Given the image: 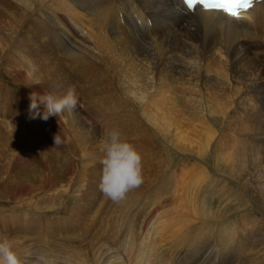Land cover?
<instances>
[{
	"label": "bare ground",
	"instance_id": "6f19581e",
	"mask_svg": "<svg viewBox=\"0 0 264 264\" xmlns=\"http://www.w3.org/2000/svg\"><path fill=\"white\" fill-rule=\"evenodd\" d=\"M68 20L83 34L72 28ZM0 30L6 37L16 39L6 54L7 63L15 69L11 82L20 83L19 91L28 96V101L33 93L41 95L38 90L43 86L52 88L49 92L56 96L72 90L78 102L79 98L87 102L86 113L75 110L72 114H84L89 119L85 121H116L118 128L113 130L119 131L124 141L131 142L129 144L141 156L145 182H158L164 176L163 156L168 148L175 146L181 151L182 145L192 149L201 147L197 149L200 157L210 152L214 168L221 161L219 165L229 169L227 177L201 166L188 171L190 184L186 183L184 190L188 199L223 192L228 189L226 184L233 182L260 214H264V163L253 155L255 151L264 160V150L256 147L264 142V133L258 130L260 122L264 132V121L257 119L260 108L253 101L254 86L259 88L256 97L264 101V0L254 2L240 19L217 12L189 13L178 0H0ZM0 39L4 40L1 31ZM52 40L53 51L49 45ZM0 46L5 47L1 40ZM232 56L258 62L254 76L238 74L241 65L239 62L237 68L230 60ZM5 104H0V129ZM12 109L13 106L7 112ZM29 111L31 115L27 117L33 121L37 111ZM70 112L65 110L62 115ZM242 113L244 117L252 115L259 122L253 124L254 128L249 126V119L239 122ZM35 119L36 124L49 125L48 121L39 120L38 115ZM16 122L20 124L17 118ZM24 126H27L25 121ZM92 131L99 137L97 126ZM73 136L80 137L74 133ZM46 140L50 142L48 137ZM97 169L100 172L94 179L101 175L102 168ZM171 180L165 178L158 187L161 195H172ZM71 182L72 189L79 184V181ZM73 192L78 193V190ZM129 192L135 194L131 197L127 193L124 200L110 204V199L99 188H89L86 193L89 203L84 205L88 207L86 215L91 214L94 204L99 202L102 208L119 203L116 208L122 210L128 201H133L129 213L132 207L137 209L135 214L142 209L143 215L137 214L135 221H127L126 226L133 230L126 233L123 240L106 227L103 236L107 244L92 249L89 256H82L81 248H68L66 239L63 247H55L54 241L57 244V237L64 234L54 233V238H48L52 241L47 243L51 260L46 262L33 252L40 245L35 242L38 232L26 230V226H36L34 221L29 218L30 223L21 227L20 220L11 216L9 220L18 223L14 231L28 234L27 239L16 236L15 242H9L12 251L21 264H186L182 257H193V264H204L205 251L200 250L199 254V247L196 248L202 238L170 224L174 229L166 234L156 229L155 238L146 239L141 250L143 261L136 263L132 247L134 228L140 230L146 226L157 210L152 211L153 199L147 210L140 206L146 197L141 194L142 190ZM226 201L223 205L232 209L230 206L235 200L229 196ZM190 204L196 206L201 221L209 219V213L201 208L202 201L193 199ZM242 222L245 224L241 223L240 228L226 225L224 232V226L219 228L223 234L218 242L225 247L220 264H245L236 258L243 254H248L242 258H248L250 264L264 261V220L250 218ZM80 229L86 230L85 226ZM185 233L193 240L186 243ZM240 233L247 234L250 239L245 242L252 240L256 251H243V246L236 242ZM0 240L3 237L0 236ZM159 241L165 242L164 245ZM15 243L17 248H13ZM24 243L28 244L26 250L22 248ZM190 243H195V247L187 245Z\"/></svg>",
	"mask_w": 264,
	"mask_h": 264
},
{
	"label": "rangeland",
	"instance_id": "374dc122",
	"mask_svg": "<svg viewBox=\"0 0 264 264\" xmlns=\"http://www.w3.org/2000/svg\"><path fill=\"white\" fill-rule=\"evenodd\" d=\"M68 23L72 28H75L69 20ZM75 29H77L78 33L80 32L79 28ZM0 31L4 40L7 42L5 43L3 39H0L5 44L4 49L0 46V92L4 93L0 94V104L4 105L6 103L4 106V116L1 118L2 129H0V236L3 239H7L8 242H15L16 236L27 239L28 234L14 231L18 223L9 219L11 216L18 218L20 220V226L22 227V224L26 226V223H30L28 221L31 218L36 226H26V230L37 231L38 235L35 237V242L40 244L33 252L35 256L42 258L46 262L51 260L47 243L52 241L48 240V238H54V233L58 234L62 232L64 234V236L57 237V244H55L56 240L54 241L55 247H63V241L66 239L64 242H67V247L71 248L75 246L81 248L82 256H89L92 249L107 244L108 241L105 240L106 236H103V231L106 227L117 232L121 236V240H123L126 233L133 230L132 227V229H128L126 226L128 224L127 221H135L137 214L143 215L144 213L140 209L135 214L137 211L136 207H132L129 213V208L134 204L133 201H128L129 203L125 204V209L122 210L116 208L119 203H113L114 206L109 205L102 208L103 204L99 202L96 206L94 204V210L92 209L91 214H84L85 209L88 208L85 206L89 203L87 202L89 196L86 194L88 189L94 190V188H99L101 175L96 179L94 178L100 172L97 168H102L100 163L104 155L101 150L102 140L107 132L117 127L116 121L98 119L85 121L89 119L84 114H72L75 110L77 112L79 110L85 112L87 102L83 103L80 98L73 112L71 111L67 116L61 115L58 117L59 124H52L50 119L46 120L49 123L47 126L45 122H40L42 125L36 124L37 119L35 118L31 121L27 117V115H31L29 111L31 101L26 99L28 96L21 95L22 90H20L21 92L19 91L20 83L16 84L11 82V73L15 69L10 68L7 63L8 56L6 54L9 53V48L14 45L16 39L14 36L12 38L6 37L4 31ZM40 40L42 41V38ZM50 49L52 51L54 50L51 46ZM230 60L234 64H237V68L240 62L241 70L237 72L238 74L242 76L247 75L249 78L254 76L253 72L258 62H253V64L251 61L253 59L240 60L234 56ZM246 63L249 64L247 65ZM254 87L255 89L253 91H255V95L253 96V101L260 108L256 117L259 121L260 118L264 121V101L256 97L259 88L257 86ZM50 89L52 88L46 86L44 88L43 86L38 91L41 95H45L49 94L48 90ZM50 93L52 92L50 91ZM2 96H7V98L4 99ZM11 106H13V109L7 112ZM156 108L154 107L153 109ZM36 111L39 113V120H41L40 115H43L45 112L44 105L38 103ZM19 116H22L21 120H19L22 125H24V121L25 125L30 124L29 129H24V126L21 128L18 125L19 123L16 122V118L19 119ZM240 117L239 122H244L249 119L250 127H253V124L259 122L252 115H247L245 118L242 113ZM105 122L107 127H105ZM216 125H219L218 121H216ZM96 126L99 128V137L96 132L93 133L92 131H95ZM146 127L149 128L147 125ZM258 130L264 133L260 122ZM73 133L80 137L74 138ZM56 134L63 141L59 146L54 144V140L51 141L53 139L52 137ZM47 137L50 139V142L46 140ZM182 147L185 150L180 151L175 146H172L165 151L163 158H165L166 169L164 176L158 182H145L143 180V183L135 188L142 190L141 194L143 193L146 196L141 201L140 206L147 210L151 199H153L152 202H154V205L152 211L157 210L156 213H153L152 218L147 220L146 226H143L140 230L137 227L134 228V245L132 247H134L133 256L135 257L136 263L143 261L141 250L144 249L146 239L155 238L154 232L157 231L156 229L166 234L174 229V227H171L174 225L177 230L182 229L184 231L185 229V232L186 230L187 232L192 231L193 235H199V239L202 238V240H198L199 243L196 246V248L199 247V254L200 250L202 252L205 251L204 254L209 259L210 255L208 254L213 253L211 259L209 261L206 260L204 264H214L212 262H216V251L219 260H221L225 252V247L221 243L219 244L220 240L218 239L225 231L226 225H233L240 228V225L245 224V222H242L244 220L247 221L250 218L254 220L261 218V220H264V214H260L255 205L245 196L246 194L238 189L239 187L236 188L233 182H228L226 184L228 189L223 192H215L212 195L202 198L193 197L192 199H188L184 190L187 186L185 184L189 182L187 177L191 169H198L201 166L208 171H213L215 174L227 177L226 173H228L227 169L229 167L222 168L223 166L219 165L222 162L218 161V166L214 168L215 162L210 152L203 154L202 157L197 154V149L201 147H195L196 149L193 148L194 150L184 145ZM256 147L264 150V142ZM168 151L169 153H167ZM253 155L264 163L259 153L253 151ZM253 155L251 157L252 160H254ZM155 156L156 153L152 157L153 160ZM182 173L186 175L185 178L181 177L180 174ZM165 178H172L170 187L173 192L171 196L161 195L162 192L158 190V187L164 183ZM70 181H72L71 183L79 181V184L72 189V184L69 186ZM67 187L72 190L67 189ZM73 190H78V193L73 192ZM149 191L152 194H149ZM128 194L132 197L135 193L128 192ZM154 196L155 198H153ZM229 196L235 200V203H232L230 206L232 209L223 205L227 203L226 200ZM57 199L60 202L59 204ZM193 199L196 202L202 201L201 208L205 213H209L208 220L201 221V217L197 216L196 206L190 204V200ZM134 200L137 201L138 198ZM110 206L113 207L110 208ZM136 222L139 223V221ZM84 226L86 230L82 231L80 228ZM223 226V232L220 233L219 228ZM185 239L186 243L193 240L188 233H185ZM248 239L250 238L247 234L241 235L240 233L236 242L243 246V251H247L248 249L256 251V248L252 247V240L245 242ZM203 240H206V242ZM168 241L169 237L167 238ZM159 242L162 245L165 243L163 241ZM155 244V246H158V242ZM187 245L192 248L195 247V243L193 245L192 243ZM26 246L28 244H22L23 250H26ZM13 248H17L16 243ZM245 255L248 254H243L236 258L241 259L240 261L245 262V264H250L248 258H242ZM182 259H185L184 263L186 264H193V257H182ZM197 259L198 262L201 261L200 258ZM218 264H220V261ZM259 264H264V261H260Z\"/></svg>",
	"mask_w": 264,
	"mask_h": 264
},
{
	"label": "clouds",
	"instance_id": "9594fccd",
	"mask_svg": "<svg viewBox=\"0 0 264 264\" xmlns=\"http://www.w3.org/2000/svg\"><path fill=\"white\" fill-rule=\"evenodd\" d=\"M30 100V110L37 109L38 103L44 105L45 112L40 118L45 121L51 116H61L65 110L74 111L78 104V99L72 90L63 96L33 93ZM36 115L39 113H35L33 118H36ZM53 140L56 146L63 142L58 134ZM101 150L104 155L100 161L102 174L99 190L111 201L120 202L125 199L129 191L143 183L141 156L131 144L121 138L117 130L105 134ZM0 264H21L7 239L0 240Z\"/></svg>",
	"mask_w": 264,
	"mask_h": 264
},
{
	"label": "snow or ice",
	"instance_id": "6c2138e0",
	"mask_svg": "<svg viewBox=\"0 0 264 264\" xmlns=\"http://www.w3.org/2000/svg\"><path fill=\"white\" fill-rule=\"evenodd\" d=\"M254 0H180L187 12H217L236 19L241 18L253 5Z\"/></svg>",
	"mask_w": 264,
	"mask_h": 264
}]
</instances>
